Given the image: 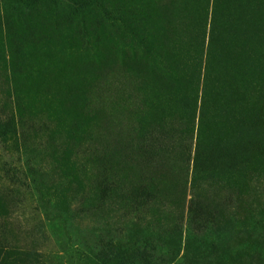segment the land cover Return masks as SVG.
Listing matches in <instances>:
<instances>
[{
  "label": "rangeland",
  "instance_id": "1",
  "mask_svg": "<svg viewBox=\"0 0 264 264\" xmlns=\"http://www.w3.org/2000/svg\"><path fill=\"white\" fill-rule=\"evenodd\" d=\"M0 264H264V0H0Z\"/></svg>",
  "mask_w": 264,
  "mask_h": 264
}]
</instances>
